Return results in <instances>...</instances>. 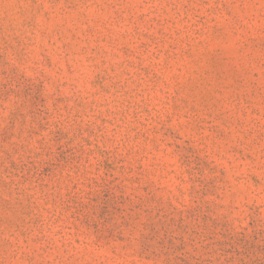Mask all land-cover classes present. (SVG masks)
<instances>
[{"label": "rangeland", "instance_id": "374dc122", "mask_svg": "<svg viewBox=\"0 0 264 264\" xmlns=\"http://www.w3.org/2000/svg\"><path fill=\"white\" fill-rule=\"evenodd\" d=\"M0 264H264V0H0Z\"/></svg>", "mask_w": 264, "mask_h": 264}]
</instances>
